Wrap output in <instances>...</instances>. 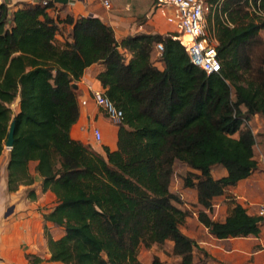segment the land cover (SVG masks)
<instances>
[{"label": "trees", "instance_id": "obj_1", "mask_svg": "<svg viewBox=\"0 0 264 264\" xmlns=\"http://www.w3.org/2000/svg\"><path fill=\"white\" fill-rule=\"evenodd\" d=\"M206 1L220 63L209 75L190 62L177 35L117 40L96 17L53 16V0L15 10L0 3V156L14 129L6 189L31 186L35 174L41 192L55 195L44 220L63 236L48 238L50 262L142 264L140 249L169 243L177 264H199L196 242L182 232L188 212L171 190L176 164L188 170L183 187L195 192L190 213L212 237H259L264 217L228 196L226 217L216 221L213 203L260 171L255 146L264 154V133L254 134V121L264 123V0ZM96 63L105 67L96 76L102 94L123 113L117 148L104 155L70 137L79 116L73 84ZM215 167L225 174L214 177ZM149 264L164 263L153 256Z\"/></svg>", "mask_w": 264, "mask_h": 264}, {"label": "crops", "instance_id": "obj_2", "mask_svg": "<svg viewBox=\"0 0 264 264\" xmlns=\"http://www.w3.org/2000/svg\"><path fill=\"white\" fill-rule=\"evenodd\" d=\"M111 10H105L98 0H68L67 3H58L53 0V6L48 10L53 16L63 19L67 14L74 18L96 17L108 24L117 40L128 35L138 33L178 35L179 29L166 21L159 10L155 8L154 0H110ZM34 3L33 0H9V7L15 10L21 4ZM70 27L63 30L66 35ZM57 39L63 42L65 39L58 36ZM129 59L130 56L126 55ZM155 66L162 70L155 50ZM105 69L100 63L93 64L86 68L81 78L75 85V92L79 101V116L76 123L70 130V137L89 145L95 152L104 155L103 149L108 148L115 151L117 148L118 127L111 125L107 119L99 112L93 102V93L103 92V89L96 79L98 73ZM85 104H82V103ZM98 127L102 133V142L95 144L92 141L91 129ZM257 146L259 155L264 157L263 151ZM8 153L0 156V264H32L27 257L31 256L38 260L34 264H61L50 262L48 250V238L58 240L63 236V230L50 222L44 220V216L53 210L56 197L51 192L42 193L40 189L41 180L34 174V183L31 186H19L16 191L8 192L6 189V166ZM260 166V171L252 174L248 179L238 183V185L220 198L224 200V214L216 215L213 219L223 221L227 213L228 196L234 198L247 213L258 215V206L264 207V197L260 198L255 194L254 200L250 199L254 194L242 193L239 191L240 185L245 187V191H259L261 185L258 184L256 176L262 174L264 178V167ZM225 174L222 171L220 176ZM34 191L35 198L29 197L28 192ZM264 195V194H263ZM214 210H215V204ZM10 211V212H9ZM9 213V214H7ZM196 235H188L186 230L182 232L193 239L198 247L210 253L216 261H195L199 264H264V226L257 238H230L218 240L212 237L208 231L201 226L196 216ZM259 217H264L259 216ZM198 232V233H197ZM208 236L210 240H203L201 236ZM216 243V247L211 242ZM214 248V249H213ZM208 252V253H207ZM204 255V254H203ZM205 256V255H204ZM195 257V251H194ZM253 260V261H250Z\"/></svg>", "mask_w": 264, "mask_h": 264}, {"label": "built area", "instance_id": "obj_3", "mask_svg": "<svg viewBox=\"0 0 264 264\" xmlns=\"http://www.w3.org/2000/svg\"><path fill=\"white\" fill-rule=\"evenodd\" d=\"M47 6L50 0H33ZM107 11L111 10L110 0H98ZM3 0H0L2 3ZM154 5L166 21L179 29L176 39L185 49L190 62L207 75L218 73L220 63L216 56V40L208 33L206 14L209 6L206 0H154ZM170 12V13H169ZM158 56L161 57L163 47L156 45ZM93 102L107 121L118 127L123 120V113L105 97L102 92L93 93ZM82 104H85L84 102ZM92 141L95 144L102 142V133L98 127L91 129ZM257 149V145L255 146ZM260 164L264 167V157L260 155ZM258 215L263 216L264 207L258 206Z\"/></svg>", "mask_w": 264, "mask_h": 264}, {"label": "rangeland", "instance_id": "obj_4", "mask_svg": "<svg viewBox=\"0 0 264 264\" xmlns=\"http://www.w3.org/2000/svg\"><path fill=\"white\" fill-rule=\"evenodd\" d=\"M209 12H210V6H209V10H208L206 16L209 14ZM17 102H18V100L16 99L11 104V109L14 113H16L18 110ZM254 124H255L254 125V134H256V136L263 134L264 133L263 121L261 119H256L254 121ZM7 153H8V149L5 147V149L3 151V155H6ZM187 171H188L187 168L180 165V164H176L174 166V173L176 175L173 178L171 190L173 191V193H175L181 199V203L177 204L176 206L178 208L182 209L183 211L188 212V215H187L186 219L184 220V223L182 224V228L187 231L188 235H193L194 231H196V226L194 227V225H196V221L194 220L193 215H191L190 210L192 209L191 206H192L193 201L195 200L194 199V197H195L194 193L195 192L193 189H185L183 187L182 179L186 175ZM212 174L214 177H218L222 174V169L220 167H215L212 170ZM256 178L258 180L257 181L258 184L261 185L260 193H259V191H251V190L245 191V187L243 185L239 186L240 192H242V193L247 192L250 195L254 194L253 196L250 197V199H252V200H254V198H256L255 194L260 196V198L264 197V195H263L264 194V178H263L262 174H258V176H256ZM263 202H264V200H263ZM214 204L216 206L215 207L216 215H218V216L223 215L224 214V205H226L224 203V200L222 198L218 197L214 200ZM194 235H196V233ZM201 238L205 241L210 240L207 235L201 236ZM211 243L215 248L216 243L213 241ZM196 249L197 250L195 251L194 261H216L215 258H213V256L208 252L207 253L209 254V257H207L206 252H204V250L200 249L198 247V245H197ZM153 256L158 257L161 261H163L164 264H177V261H178V259L174 255H172L171 245L169 243L165 247L153 246L147 250L140 249L138 252V260L142 264H149ZM250 261H253V260H250Z\"/></svg>", "mask_w": 264, "mask_h": 264}, {"label": "water", "instance_id": "obj_5", "mask_svg": "<svg viewBox=\"0 0 264 264\" xmlns=\"http://www.w3.org/2000/svg\"><path fill=\"white\" fill-rule=\"evenodd\" d=\"M55 1L58 3H67L68 2V0H55ZM3 2L8 4L9 0H3ZM73 89H75V85H73ZM13 135H14V129H13V124H11L10 129H9V133L7 136V140L5 142V147L7 149H10L13 145ZM7 214H9V213H7Z\"/></svg>", "mask_w": 264, "mask_h": 264}]
</instances>
